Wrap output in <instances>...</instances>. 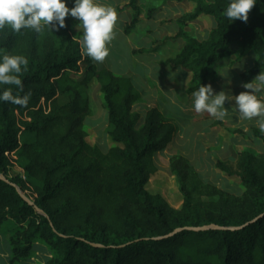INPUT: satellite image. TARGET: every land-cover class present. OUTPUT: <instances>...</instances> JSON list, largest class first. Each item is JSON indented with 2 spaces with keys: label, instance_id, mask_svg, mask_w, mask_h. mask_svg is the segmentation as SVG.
<instances>
[{
  "label": "trees",
  "instance_id": "1",
  "mask_svg": "<svg viewBox=\"0 0 264 264\" xmlns=\"http://www.w3.org/2000/svg\"><path fill=\"white\" fill-rule=\"evenodd\" d=\"M175 1L193 8L162 45L183 40L167 64L190 73L188 95L216 82L221 65L230 64L242 88L264 72V0L247 21L225 16L230 0ZM129 6L133 27L140 5L131 0L124 9ZM201 16L212 28L195 38L184 26ZM72 23L66 16L58 31L0 29V54L28 60L22 91L0 86L29 94L24 106L0 101V229L8 220L19 226L11 238L12 262L27 261L41 240L53 253L44 264H264V132L254 130L261 153L244 149L234 162L215 164L239 180V193L205 183L187 159L171 158L183 196L181 208L172 209L147 186L158 173L154 156L172 143L177 126L157 107L136 112L141 96L132 79L98 67ZM247 60L245 70L237 66ZM93 82L108 112L113 145L107 152L88 139L92 110L84 95ZM14 155L27 161L24 177L14 170Z\"/></svg>",
  "mask_w": 264,
  "mask_h": 264
},
{
  "label": "rangeland",
  "instance_id": "2",
  "mask_svg": "<svg viewBox=\"0 0 264 264\" xmlns=\"http://www.w3.org/2000/svg\"><path fill=\"white\" fill-rule=\"evenodd\" d=\"M130 1L100 0L101 3L115 9L118 19L113 39L106 45L109 48L108 56L103 62L93 60L100 68H107L117 75L132 79L136 91L141 96L135 110L142 116L149 109L157 107L163 109L165 117L172 120L178 128V134L166 151L154 156L158 173L148 184V191L155 197L165 199L172 209L181 208L183 196L169 166L171 158L178 156L187 159L205 183L218 187L230 186L239 193L241 191L239 180L227 177L215 164L218 160L229 161L233 159L232 157L235 159L236 152L244 149L261 153L260 141L254 131L260 129L257 123L259 117L252 119L241 117L234 100L225 101L228 112L223 119L216 118L206 111L197 112L193 106L192 95L186 92L191 78L190 73L167 64L170 58L175 57L183 40L162 44L166 37H173L178 33L180 30L178 21L192 10L191 2L138 0L141 15L132 27L135 10L130 6L124 9ZM67 6L73 7V1L68 0ZM68 17L73 20L72 28L76 32L83 31V27L78 25L77 18L70 15ZM212 23L209 17L201 16L196 21L187 22L184 27L189 35L203 38L212 28ZM157 46L161 47L156 49ZM231 60L230 62H234L236 56ZM248 62V60L241 62L237 66L245 70L249 67ZM219 71L220 77L211 83L214 94L221 89H225L233 96L243 92H234L238 88V81L233 75L234 69H230V64L221 65ZM84 97L90 99L92 110L86 119V126L90 128L88 139L102 151L107 152L113 142L109 137L108 112L104 107L103 94L97 82L91 84V89ZM13 161L15 172L24 177L23 169L27 161L19 155H14ZM18 229V224L13 220L6 221L1 227L0 264H44L53 257L48 246L38 240L34 243L31 257L27 261L12 262L11 238Z\"/></svg>",
  "mask_w": 264,
  "mask_h": 264
},
{
  "label": "clouds",
  "instance_id": "3",
  "mask_svg": "<svg viewBox=\"0 0 264 264\" xmlns=\"http://www.w3.org/2000/svg\"><path fill=\"white\" fill-rule=\"evenodd\" d=\"M256 2L257 0H230L225 16L232 20L247 21L248 13ZM67 4L68 0H0V29L8 27L14 32L30 29L37 33L45 28L58 31L65 27V17L70 15L77 18L78 25L83 27L80 42L83 51L95 61L103 62L109 54L106 45L113 39L117 12L100 0H73V7H68ZM27 64L28 60L23 55L0 54V86L14 85L22 91L20 74L26 70ZM243 87L250 91L233 96L223 90L214 94L211 84H201L192 93L194 109L223 119L228 112L225 101L234 100L241 117H259L257 123L264 132V72H259L252 81L244 83ZM0 101L24 106L28 104L29 94L14 95L13 88L9 87L0 91Z\"/></svg>",
  "mask_w": 264,
  "mask_h": 264
},
{
  "label": "crops",
  "instance_id": "4",
  "mask_svg": "<svg viewBox=\"0 0 264 264\" xmlns=\"http://www.w3.org/2000/svg\"><path fill=\"white\" fill-rule=\"evenodd\" d=\"M73 1V0H72ZM241 88V89H240ZM237 89V88H236ZM238 89H240L239 91H246V90H248V89H244V88H242V87H240V83L238 82ZM222 90V89H221ZM220 90V91H221ZM225 92H226V90L225 89H223ZM138 104V103H137ZM134 110H135V106H134ZM136 111V110H135ZM163 114H164V111H163V109H161L160 110ZM136 112H138V111H136ZM139 113V112H138ZM254 118H256V117H254ZM213 123V122H212ZM233 142V141H232ZM236 143V142H235ZM234 143V144H235ZM232 146L233 147H235V145H233L232 144ZM166 151V150H165ZM163 153H164V151H163ZM238 152H236V154H237ZM236 156V155H235ZM233 159H230L229 161H231V162H234L235 160H236V158L234 159V157H232Z\"/></svg>",
  "mask_w": 264,
  "mask_h": 264
},
{
  "label": "water",
  "instance_id": "5",
  "mask_svg": "<svg viewBox=\"0 0 264 264\" xmlns=\"http://www.w3.org/2000/svg\"><path fill=\"white\" fill-rule=\"evenodd\" d=\"M28 201V200H27ZM30 202V201H29ZM31 203V202H30ZM32 204V203H31ZM203 230H205L206 228H202Z\"/></svg>",
  "mask_w": 264,
  "mask_h": 264
}]
</instances>
